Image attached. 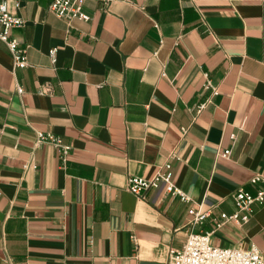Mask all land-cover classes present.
<instances>
[{"label":"crops","instance_id":"0c3cea01","mask_svg":"<svg viewBox=\"0 0 264 264\" xmlns=\"http://www.w3.org/2000/svg\"><path fill=\"white\" fill-rule=\"evenodd\" d=\"M51 2L10 30L25 67L0 41V264H167L190 232L264 256V200L221 219L264 191V0H85L69 22ZM158 173L189 201L127 190Z\"/></svg>","mask_w":264,"mask_h":264},{"label":"built area","instance_id":"2783aa9c","mask_svg":"<svg viewBox=\"0 0 264 264\" xmlns=\"http://www.w3.org/2000/svg\"><path fill=\"white\" fill-rule=\"evenodd\" d=\"M24 0H0V41L3 42L12 57L14 68L26 66L24 50L19 48V43L11 37L10 30L16 26H22L24 20L19 15ZM85 0H52L48 10L56 17L69 22L73 19L87 20L88 16L83 12ZM55 50H50L49 57L52 64H55ZM19 93L21 88L17 89ZM36 143H49L66 151L61 142L51 135L42 133L36 134ZM66 153V152H65ZM228 154L229 152H224ZM160 181L166 183L165 191L172 196H179L183 201L189 199L178 189L173 187L169 175L156 174L150 179L131 177L128 180L127 190L137 197L158 186ZM236 210L231 215L221 214L224 222L232 221L236 224H243L249 220L255 202L261 203L264 200V191L255 196L248 192L238 190L234 195ZM188 225L195 227L209 215L201 205H194L188 210ZM167 264H264V256L255 247L221 248L213 246L208 233L201 234L190 232L180 250H171L168 255Z\"/></svg>","mask_w":264,"mask_h":264}]
</instances>
